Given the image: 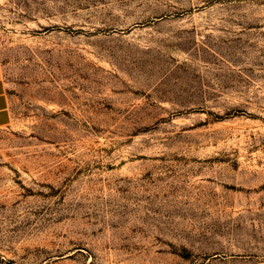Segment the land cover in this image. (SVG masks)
<instances>
[{"label":"rangeland","instance_id":"rangeland-1","mask_svg":"<svg viewBox=\"0 0 264 264\" xmlns=\"http://www.w3.org/2000/svg\"><path fill=\"white\" fill-rule=\"evenodd\" d=\"M0 264H264V0H0Z\"/></svg>","mask_w":264,"mask_h":264},{"label":"crops","instance_id":"crops-1","mask_svg":"<svg viewBox=\"0 0 264 264\" xmlns=\"http://www.w3.org/2000/svg\"><path fill=\"white\" fill-rule=\"evenodd\" d=\"M10 119L11 111L9 104V96L7 93V86L3 78L2 67L0 63V127L9 123Z\"/></svg>","mask_w":264,"mask_h":264}]
</instances>
